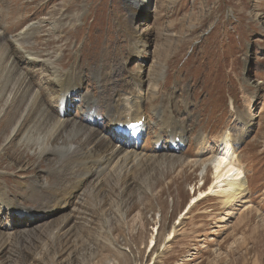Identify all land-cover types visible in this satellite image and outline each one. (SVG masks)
Instances as JSON below:
<instances>
[{"label":"rangeland","instance_id":"rangeland-1","mask_svg":"<svg viewBox=\"0 0 264 264\" xmlns=\"http://www.w3.org/2000/svg\"><path fill=\"white\" fill-rule=\"evenodd\" d=\"M137 1L0 0V32L6 36L0 33V200L5 197L15 211L48 210L62 202L68 190L54 195L74 175L88 178L70 208L46 218L20 220L0 209V264H264V0L146 2L149 15L136 18L134 26L146 46L143 94L150 129L140 149L149 159L102 172L87 171L80 160L83 169L74 175V166L61 167L71 145L93 149L91 162L97 163L106 157L107 138L119 144L106 99L112 101L116 91L133 93L131 77L140 72L130 58L131 27L126 30L129 5ZM34 24L42 32L27 46ZM19 37L21 45L15 43ZM24 46L41 61L57 58L61 73L79 72L85 95L100 100L97 127L87 125L90 114L78 106L70 123L57 122L59 85L52 93L53 77L45 79L41 65L23 59ZM40 87L42 103L32 105ZM124 107L115 105L122 114ZM157 108L169 127L179 126L172 113L184 125L182 151L154 145L163 125ZM249 116L252 128L236 149L248 197L226 207L215 194L200 200L214 182L213 167H203L220 135L230 130L239 138ZM50 127L56 128L52 134ZM162 135L168 137V129Z\"/></svg>","mask_w":264,"mask_h":264},{"label":"bare ground","instance_id":"bare-ground-1","mask_svg":"<svg viewBox=\"0 0 264 264\" xmlns=\"http://www.w3.org/2000/svg\"><path fill=\"white\" fill-rule=\"evenodd\" d=\"M146 2L148 4V2H150V0H138L137 1L138 5H136V6H135V4L129 5V9L131 12V19H130V23L126 27V30H128V28L131 27L130 37H131L132 41L134 42L133 47H132V53H131V56L133 58L131 57L132 58L131 60L134 62H135V60H137L138 65H140L139 66V68H140L139 74L135 75V73H134L131 77L134 79L133 93H131V91H132V86H131V90H130L131 94L130 95L123 97L121 95H125V93L121 94L119 91H116L119 94L118 95L114 94L115 97H114V99H112V101H111V99H108V100L106 99V108L109 107L108 117H109V119L113 118L111 121L112 126H111L110 130L112 133L116 130V133H117L116 136H117V139H119V142H118L119 144L114 143L113 137H112V139L106 137L107 139L110 140L109 145H107L108 151H107L106 157L105 158L103 157L104 158L103 160H98L97 163H96V160H93V162H91V160L93 158L92 155L94 153L93 149H91L89 147L84 148L83 145H71V148H72L71 155H68L67 158L65 157L66 160L64 162H62L61 167L62 168L65 167L67 169H70L72 166H74L76 169H74L72 174L83 169V167L79 166L80 160L84 161V162L82 161V164L84 165V167L87 171L90 170V172H92V170L95 167H99V168H101L100 172H102V171L108 170L109 168H110V170H115L116 168H118L120 166H122L123 168L125 166H126V168H129V167H132L135 164V162L140 164V163H143L144 160L149 159V155L142 153L143 151H141V149H140L141 141L148 135V127H149L147 120L144 118V102L146 100V97L143 94L144 87H145V92H146V87H147V83L145 86V81H144V76H143V74H144L143 73V71H144L143 66L145 67V62L147 61V59L145 57L146 54L144 55L145 50H146V46H145V43L142 41L143 35L139 32L138 28L136 26H134L136 23V17L135 16H137V15L143 16V15L147 14L144 11L145 7H146ZM129 3L130 2H127V4H129ZM36 25H38V24H34L30 28L29 32L26 34L27 38L24 40L26 44H29V40L36 38V35L38 33H41L42 32L41 30L45 26L44 21L40 22V25H42V29H41L40 25H38V26H36ZM28 29L29 28L27 27L26 31H28ZM37 30H39L37 32V34H34ZM51 32H53V29ZM1 36H2V38L6 37L3 33H1ZM21 36H23V34H21ZM20 37L15 40V43L18 45H21L23 42L20 39ZM33 44L34 43H31L27 46H30ZM24 48H25V46L23 48H19L20 52L22 53L23 59H25L29 64L31 63V64H34L37 66L41 65L44 68L45 73L43 72V74L45 75V79H46V74L51 75L53 77V79H52L53 85H49L52 93L56 92V94H57L56 85L57 84L59 85L58 93L61 94V102L59 104L60 105L59 112L62 115H60V119L57 122L59 124L70 123L71 122L70 121L71 120L70 114H72V112H73L72 108L75 105H77V100L73 101L70 98H71V96H74V95L78 96L79 93H82V90L79 91V88L82 85L81 77L77 76V74H79V72L75 71V73H74V71L69 70L71 72L66 71L64 73H61V70H60L61 68L58 65H56L57 58L53 59V60L41 61L38 57H36L37 55L32 54L31 52L25 50ZM24 50L26 52H24ZM50 58H52V57H50ZM43 59H45V58H43ZM67 72H69V73H67ZM96 77L98 79V82H101L100 74H97ZM42 90H43V87H40L39 90L34 94L32 101H31L32 105L33 104L36 105L37 103H39V104L42 103V100H40L42 98V96H41ZM156 91H157V88H156ZM86 99H87V101H86ZM82 100L86 101V107L89 106L92 109L97 108L99 103H100L99 98H97L94 94H92L90 97L89 96H83ZM110 101H111V103H110ZM87 102H89L90 104L87 105ZM108 103H110V104H108ZM130 103H133L134 106H130L129 105ZM93 104L95 106H93ZM117 104L126 105V107H124V109H123L124 114H122V112H119V110L115 108V105H117ZM140 105L142 108H140ZM40 106H41V108L43 107V105H40ZM135 106H137L138 108H135ZM155 111H156V115L160 119V122H163V125L160 127V133H162L163 130L169 128V122L167 119V115L160 116L159 113L163 112L162 108L160 109V111L158 108ZM132 113H135V114H132ZM125 115H127L126 118H124ZM96 116L97 115L93 116V118H95ZM249 117H250L249 119L246 118V120L243 121L244 127H243V130L240 132V137H241L240 139L235 137L231 133L230 130L225 131L220 135L219 141H218L219 145L215 151V154H213L211 159L208 160L209 162L207 164H205L203 167V171L207 170L209 165L213 167V169L215 171L214 172V182L209 186V191H207V192L205 191V193L201 192L199 197H202V198L200 200H202L203 198H205L209 194H215L218 197L222 198L223 205L226 207L235 200H245L248 197L249 187L247 184V176H246L244 168L239 163V157L237 156L236 146H237V143H239L241 141L242 137L247 135V132L251 126V121L253 120L252 116H249ZM143 118H144V123L142 124V126H139L135 129H132L131 132L130 131L123 132L121 127H120V129L118 128V125H121V124L143 121ZM110 120H109V122H110ZM175 121L180 127L176 126V125L175 126L171 125L172 128L174 126V128H173L174 130H172V132H174V135L176 133H178L179 131H182L185 129L183 124H180L177 120H175ZM58 123H56V128H57ZM170 123H172V122H170ZM39 124H41V123L39 122ZM89 124L91 126L97 127V124H92V123H89ZM43 125H41V126H43ZM50 128H51V130L48 131V134L54 133L56 128H54V127H50ZM79 129L81 131V128H79ZM141 137H143V138L141 139ZM162 138H163V136L158 135L157 138H155V140H154L155 145L158 148L160 147V145H163L160 143L163 141ZM174 141H175L174 138L173 139L168 138V140L166 141V144L171 143V149H173L177 146ZM201 144L202 145H201L200 150H202L203 152L206 151L208 149V147H207L208 144L206 142H203ZM43 147H45V148H43ZM41 148L42 149L47 148V141L41 144ZM61 148H64V147H61ZM66 153H67L66 150L62 152V154H64V156ZM176 161H178V159ZM82 176L83 175H79V174L74 175V177H73L74 181H72L67 187L62 188L61 191L58 193L52 191V193L53 192L56 193L54 195L55 198L56 197L61 198V196L64 195L65 190H68V193L66 194V196H63V198H61L62 202L59 204L58 207H55V203H54L52 208L48 209V210H43L41 208H37V212H36V214H34V217L47 216V215L55 214V212L59 211L58 208H61L62 210L70 208L72 205L71 201L77 197L76 196L75 198H72V195L74 194V192H80V190L82 188H84L85 183L88 179V178L84 179V178H82ZM67 198H71V199L66 200ZM196 199H198V198L194 199L195 202H193V204H195L197 202ZM1 200L3 202V205H5V202H6L5 197H3V198L1 197ZM67 203L70 204V207H69V204L67 205ZM25 211H29V210L21 209L20 212H25ZM190 211H188L187 214ZM23 214L24 213H22L21 215H23ZM154 242H155V240L152 242V244ZM154 247L151 246L152 249Z\"/></svg>","mask_w":264,"mask_h":264}]
</instances>
